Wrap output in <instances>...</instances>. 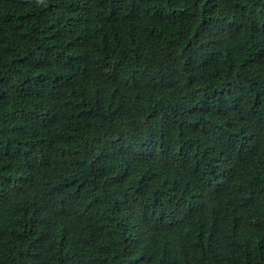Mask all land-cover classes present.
<instances>
[{
    "label": "trees",
    "instance_id": "obj_1",
    "mask_svg": "<svg viewBox=\"0 0 264 264\" xmlns=\"http://www.w3.org/2000/svg\"><path fill=\"white\" fill-rule=\"evenodd\" d=\"M0 264H264V0H0Z\"/></svg>",
    "mask_w": 264,
    "mask_h": 264
}]
</instances>
